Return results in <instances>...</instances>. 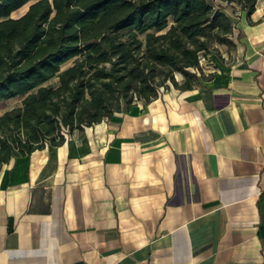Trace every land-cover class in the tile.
Segmentation results:
<instances>
[{
  "label": "crops",
  "instance_id": "crops-1",
  "mask_svg": "<svg viewBox=\"0 0 264 264\" xmlns=\"http://www.w3.org/2000/svg\"><path fill=\"white\" fill-rule=\"evenodd\" d=\"M255 8L226 7L235 45H217L194 88L0 167V264H264V0Z\"/></svg>",
  "mask_w": 264,
  "mask_h": 264
},
{
  "label": "trees",
  "instance_id": "trees-1",
  "mask_svg": "<svg viewBox=\"0 0 264 264\" xmlns=\"http://www.w3.org/2000/svg\"><path fill=\"white\" fill-rule=\"evenodd\" d=\"M257 1L0 0V103L23 96L0 115V167L162 90L194 88L202 58L235 45L226 7L250 17Z\"/></svg>",
  "mask_w": 264,
  "mask_h": 264
},
{
  "label": "rangeland",
  "instance_id": "rangeland-1",
  "mask_svg": "<svg viewBox=\"0 0 264 264\" xmlns=\"http://www.w3.org/2000/svg\"><path fill=\"white\" fill-rule=\"evenodd\" d=\"M31 2H33V1H29L22 8L18 9L17 11L12 12V15L15 16V17H19V16L23 15L27 11L28 6H29V4ZM68 65H70V62L67 63V64H65L64 66H68ZM177 78L181 79V76L180 75H177ZM56 81H57V79L55 78V79H52V80L48 81L47 83L48 84H55ZM22 99H23V96H16L13 99H9L7 101L1 102L0 103V115L3 114L5 111L13 108L14 106L20 105L21 102H22Z\"/></svg>",
  "mask_w": 264,
  "mask_h": 264
},
{
  "label": "built area",
  "instance_id": "built-area-1",
  "mask_svg": "<svg viewBox=\"0 0 264 264\" xmlns=\"http://www.w3.org/2000/svg\"><path fill=\"white\" fill-rule=\"evenodd\" d=\"M204 60H206V58L204 57V58H202V61L201 62H203Z\"/></svg>",
  "mask_w": 264,
  "mask_h": 264
},
{
  "label": "water",
  "instance_id": "water-1",
  "mask_svg": "<svg viewBox=\"0 0 264 264\" xmlns=\"http://www.w3.org/2000/svg\"><path fill=\"white\" fill-rule=\"evenodd\" d=\"M30 4H31V3H30ZM30 4H29V5H30ZM28 7H29V6H28ZM27 10H28V9H27Z\"/></svg>",
  "mask_w": 264,
  "mask_h": 264
}]
</instances>
